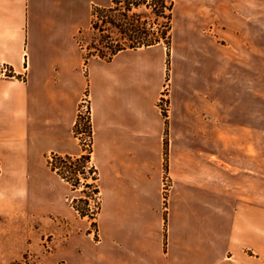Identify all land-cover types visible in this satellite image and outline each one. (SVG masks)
<instances>
[{
	"label": "crops",
	"instance_id": "crops-1",
	"mask_svg": "<svg viewBox=\"0 0 264 264\" xmlns=\"http://www.w3.org/2000/svg\"><path fill=\"white\" fill-rule=\"evenodd\" d=\"M211 4L175 1L170 56L160 43L86 63L77 36L110 0H0V264L42 249L39 264H264L263 128L236 117L242 81L207 32ZM86 96L97 234L87 223L57 244L38 221L69 215L74 191L47 161L84 153L74 128Z\"/></svg>",
	"mask_w": 264,
	"mask_h": 264
},
{
	"label": "rangeland",
	"instance_id": "rangeland-1",
	"mask_svg": "<svg viewBox=\"0 0 264 264\" xmlns=\"http://www.w3.org/2000/svg\"><path fill=\"white\" fill-rule=\"evenodd\" d=\"M210 1L212 3L210 6L212 10L215 9L216 13V28L214 31H208L207 28V32L216 38L219 46L223 45L226 50L233 52V75L240 77L242 81L240 84L234 83V105L239 102L241 107V115L236 116L234 112V120L236 116L240 117L243 122L258 124L263 128V132H259V142H264V0ZM175 19L177 21L176 34L179 37L183 21L180 7L175 11ZM95 37L97 36L90 29L85 30L79 36L80 42L84 46V56L87 55L88 47ZM166 87L167 90L165 88L162 93L168 96L170 108V87ZM85 98L87 99L82 111L85 116H88L90 104L88 97ZM234 110L236 109L234 108ZM82 190L83 186L73 190L74 192L68 190L65 204L70 205L69 215L53 216L38 221L44 231L51 230L46 241L55 240L57 244L63 243L67 237L81 233L87 223L91 225L90 233L97 231L93 218H82L75 209L73 210L74 199H78L76 205L79 208L85 207L82 200H79ZM95 203L91 201V207L96 208ZM49 250L42 249L40 253H36L32 257L26 256L21 264H39Z\"/></svg>",
	"mask_w": 264,
	"mask_h": 264
},
{
	"label": "trees",
	"instance_id": "trees-1",
	"mask_svg": "<svg viewBox=\"0 0 264 264\" xmlns=\"http://www.w3.org/2000/svg\"><path fill=\"white\" fill-rule=\"evenodd\" d=\"M175 2L172 0H110V5H95L92 10V25L90 30L95 33L94 41L88 47L85 56L86 63L97 57L107 61L124 50H137L163 43L170 49L174 31ZM77 40L82 49L79 36ZM80 109L75 133L88 137L90 144L87 148L82 144L84 153L80 156L52 154L48 158V166L55 171L73 190L83 186L82 200L84 208L76 205L73 208L84 217L95 219L100 210V188L98 170L92 163V125L91 109L88 116ZM167 116V114H164ZM91 201L96 202L91 211ZM96 227V223H95ZM14 264H21L17 262Z\"/></svg>",
	"mask_w": 264,
	"mask_h": 264
},
{
	"label": "built area",
	"instance_id": "built-area-1",
	"mask_svg": "<svg viewBox=\"0 0 264 264\" xmlns=\"http://www.w3.org/2000/svg\"><path fill=\"white\" fill-rule=\"evenodd\" d=\"M2 73L6 74V75L12 74L11 70L9 68H7V67H4L2 69ZM22 78L24 79V77H22ZM166 90H167V87H166ZM86 99L87 98H84L83 107H84V104L86 102ZM159 107H160L161 111L164 114L168 113V110H169L168 96L165 93H162V95H161V98H160V101H159ZM80 136H81L80 137V141L85 146V148H87L88 145L90 144L89 138L88 137H84L83 135H80ZM170 188H171V180H170V178L168 176H166L165 180H164V198L165 199H167V196H168V193L170 191ZM94 209L95 208L91 207V211H94ZM95 233L97 234V231Z\"/></svg>",
	"mask_w": 264,
	"mask_h": 264
}]
</instances>
